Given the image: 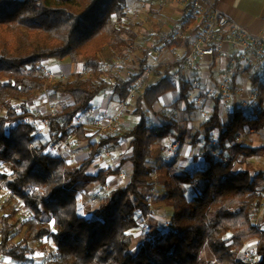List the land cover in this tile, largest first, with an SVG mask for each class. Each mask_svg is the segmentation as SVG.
Instances as JSON below:
<instances>
[{"label":"trees","instance_id":"obj_1","mask_svg":"<svg viewBox=\"0 0 264 264\" xmlns=\"http://www.w3.org/2000/svg\"><path fill=\"white\" fill-rule=\"evenodd\" d=\"M127 6L128 0H0V165L7 168L0 172V191L11 189L13 194L7 197L21 199L33 214L20 222L19 230L13 223L16 214H3L0 260L29 262L38 249L46 248L48 238L55 245L50 264H264V228L253 221L254 212L264 202V171L236 169L238 163L264 153V148L241 140L248 133L264 130L263 110L256 109L251 115L238 110L222 126L221 98H215L213 111L201 127L207 143L213 133H219L222 154H206L203 167L168 176L164 198L174 210L170 224L136 249L131 231L152 213L146 192L156 186L153 168L148 165L153 146L160 139L175 137L185 142V134H178L180 128L173 119L151 127L145 107L153 109L163 95L178 91L179 103L192 112V83H177L173 66H169L164 77L138 96L134 111L138 123L121 134L91 142L89 157L77 167L49 152L52 144L70 136V125L88 113L98 97L111 90L112 100L123 103L144 75L147 55L137 74L114 76L111 81L106 79L101 61L107 50L126 49L136 37L132 29L120 24ZM51 59H84L90 76L50 81L42 68ZM261 77L264 69L252 76L254 86ZM45 90L69 96L73 102L55 114L38 116L29 103ZM30 119L47 121L49 142L37 144L38 128ZM77 137L80 142L89 140L84 126ZM125 139H130L132 149L131 156L122 161L132 164L129 182L111 191L87 218L81 211V192L96 182L104 188L110 177L121 175L119 169L108 168L93 176L89 169L104 147L118 146ZM188 189L194 192L191 198ZM44 217L54 221L52 227ZM20 235L23 238L14 243ZM252 240H257L253 258L241 257ZM206 251L210 259L204 258Z\"/></svg>","mask_w":264,"mask_h":264},{"label":"rangeland","instance_id":"obj_2","mask_svg":"<svg viewBox=\"0 0 264 264\" xmlns=\"http://www.w3.org/2000/svg\"><path fill=\"white\" fill-rule=\"evenodd\" d=\"M161 1L162 0H128V6H127V15L126 17L120 22L121 25L125 26L126 28H130L135 33V38L132 39L131 44L128 48L123 50H107L101 57V61L104 67V70L106 72V79L111 81V77H124L128 78L131 75L137 74L140 70L141 63L145 59L146 55L149 54V51L152 49V44L154 39L157 37L158 46L164 49V54L161 58L160 65L163 67V69H167L169 66H176L181 67L183 60V56L185 55V50H176L174 46H172V42L175 40V36L177 34L183 33L189 35V31L186 30V23L188 21V18L190 16V5L185 0H172L178 2L179 8H170V6L166 7L162 10L161 8ZM150 5V11L147 10V8ZM172 9V10H171ZM185 10V13L183 14ZM169 22V30L167 32H163V26H166ZM188 24V23H187ZM144 31H148L149 35H143ZM151 34H153L151 36ZM186 35V36H187ZM147 37V40L145 39ZM148 57H150L148 55ZM150 59H148V62H150ZM240 61V60H239ZM239 61H237L238 66ZM46 62V61H45ZM43 63V67L46 68L49 71L54 72L55 77L52 80L53 82L58 81H67L70 79H74L76 77L82 76V77H89L90 73L85 67V61L84 59H81L78 62H72L70 59H65L64 61H60L58 68H51L46 63ZM147 62V63H148ZM152 65V64H151ZM149 65V66H151ZM148 67V66H147ZM191 67V66H190ZM192 71H196L197 69H200V63L198 65V68L191 67ZM249 69L255 71L262 72V69H255L254 67H249ZM253 72V73H254ZM174 79L178 83L181 80L180 75H178V71H175L174 73ZM164 75L163 72L160 73V76ZM227 78L229 82V87L231 84V77L230 76H223ZM222 77V78H223ZM159 78L156 77L154 81H157ZM153 81V82H154ZM146 85H142L141 89L138 91V96L141 94L142 91H144ZM203 87V85H201ZM258 96L255 101L256 104L252 107H247L245 110H249V114L251 115L254 110L263 109L264 110V90L258 91ZM232 95V93H231ZM111 96L110 100V110L107 111V113L103 115H94L89 114V117H83L79 116L74 121L77 122L81 120V122H85V131L86 135L89 137H95L98 134V130L95 127L96 123H104L110 120L113 116L118 115L119 120L117 123L113 126V128L108 131L105 135L109 136H115L117 134H121L129 129H131L135 124V121L131 118H126L127 115L131 112L128 107H122V103L116 100H112V92L111 90L105 92L102 94V97L105 100H108ZM101 97V98H102ZM202 97H206V99L211 98H221L223 102H230L232 100V97L230 96V99L228 101H224L221 97V94L212 90H207L206 95H198L197 100H200ZM138 98V97H136ZM136 98H131L135 99ZM71 102V98L69 96H63L54 93L50 90H45L40 92L36 95V97L29 103V108L35 112L38 116L42 115H50L55 114L59 112L61 109H63L65 106L69 105ZM232 102V101H231ZM258 106V107H257ZM134 108V107H133ZM132 109V107H131ZM147 109V108H146ZM148 110V109H147ZM2 114V112H0ZM165 117L167 116L168 119H173L178 123V126L180 128V133L178 134H185V142L182 143L181 147L174 151L169 152L167 149V146L164 147L162 158L158 161L155 159V157H152L148 160L150 162L149 164H154L156 161L161 162L160 169L153 168V178L155 182V188L153 190L147 191L146 194L149 198V201L152 206V213L151 215L146 218L145 220H141L140 226L131 231L132 232V246L134 249L137 248L140 244L144 242H148L153 239V237L157 233L165 232L168 228L171 220V216L173 214V206L172 203L165 200L164 196L166 194L165 189V183L167 182L168 176L172 175V172H180L179 167L176 166V169L172 171V163H174V160H177L180 152L184 150V148H187L188 150L195 151L196 154L199 156H203L206 154H211L216 157L220 156L222 154V149L218 145V138L217 132L213 133L212 139L210 143H207L204 139V129L201 127L206 120L209 119V113L207 110L205 111L204 115L201 116V118H188L189 115L186 114V109L183 107L177 106L169 109L168 111H165L163 113ZM170 115L171 118L168 116ZM167 118H148L149 125L153 128L159 127L160 124H166ZM127 126L125 127V125ZM157 120L158 123L155 121ZM32 123H34L37 126V144H45L50 141L51 139V132L49 130V126L47 125V121L45 120H34L30 119ZM201 131V132H200ZM71 132V131H70ZM72 133V132H71ZM70 133V134H71ZM93 135H92V134ZM198 134V137H196ZM104 135V136H105ZM214 136V137H213ZM98 137V136H97ZM103 136L96 138V140H100ZM90 141L86 142H80L78 140V137L76 139V146L69 153V156L67 158L68 165L71 167H77L78 165H81L82 162L85 160L87 156L90 155V148L89 144L92 142V139L89 138ZM172 139H170L171 141ZM241 140L245 141L247 145L253 146V144L258 141L259 143H262L264 145V132L262 130V134H251L248 133V135H244ZM123 141V140H122ZM120 145V144H119ZM114 146L109 145L104 147L101 151L99 156L95 159V162L93 163L96 165V170L100 172L99 169H106V168H114L115 165L119 164L118 168H120V171L123 173V176H112L108 179L107 185L104 188H101L99 183H93L87 190L81 192L80 194V205H81V211L83 215H85L87 218H91L92 214L95 210V208L98 207V205L101 203L102 199L108 196V194L113 191L114 189L126 186L129 182V172L128 167L126 164L121 165L122 160L127 159L129 155H131V145H130V139L128 141H124L122 143V146ZM49 152L53 154L51 151V147L49 149ZM70 157V159H69ZM123 158V159H122ZM69 159V161H68ZM153 159V161H152ZM154 159L156 161H154ZM197 159V158H196ZM254 159V158H253ZM254 163H238L236 165L237 170H250L252 172H258V171H264V153L260 155V158L253 161ZM106 165V166H105ZM199 165V164H198ZM196 165V169L200 166ZM93 166V165H92ZM123 166V169H122ZM126 166V167H125ZM129 166V164H128ZM152 168V167H151ZM170 168V169H169ZM131 169V167H130ZM190 171H192V168H186ZM90 170V169H89ZM188 171V172H190ZM0 172H7V168L5 165H0ZM162 172V173H161ZM185 172V171H183ZM187 172V171H186ZM160 174L165 179V182L160 179ZM164 183V184H163ZM264 187V183H261V188ZM188 197L191 198L194 195V192L192 189H188ZM8 195L0 196V219L3 216L4 213H15L16 219L13 223L17 224V230L20 229V222L26 219H29L33 216L31 211L25 206L24 202L19 199H10V197H7ZM2 206H4V209H2ZM44 220L48 223L50 227H52L53 222H50L48 217H44ZM253 221L264 228V202L262 205V208L259 210H256L253 214ZM19 223V225H18ZM23 238V235L17 236V238L14 240V243L19 242ZM46 242V248L44 250L38 249L35 254L31 256V260L26 263L21 264H50L52 260V255L55 252V245L52 242L51 239H45ZM256 245L257 241L252 240L249 242L242 254L241 257L243 258H253V255L256 252ZM31 246L33 248L37 247V243H32ZM131 248L132 252H135ZM37 255V256H35ZM205 259H210L211 255L208 251L204 253ZM1 264H17L13 262L10 258L2 257ZM0 260V261H1Z\"/></svg>","mask_w":264,"mask_h":264},{"label":"crops","instance_id":"obj_3","mask_svg":"<svg viewBox=\"0 0 264 264\" xmlns=\"http://www.w3.org/2000/svg\"><path fill=\"white\" fill-rule=\"evenodd\" d=\"M212 1L223 13L231 16L232 19H234L241 26L247 28L252 34L262 35L264 33V0H212ZM160 5H161L162 10L168 6H170V8H175V9L179 8L178 2L172 1V0H162ZM147 10L150 11V5L147 8ZM184 13H185V10H184L183 14ZM187 23H186V27H187L186 30L189 31V35L186 34L187 39L186 40L178 39V38H176V36H177L176 35L175 40L173 42L182 40L183 43L181 42V45H178V46L172 45V46L176 47L175 48L176 50H181V51L185 50V53L188 50L190 43L193 40H195L200 35V32H201V21H200V19L191 18L189 16ZM169 27L170 26H169V22H168V24L166 26H163V32L170 31ZM146 34L149 35V32L144 31L143 35H146ZM152 35L153 34H151V36ZM145 39L147 40V37H145ZM186 41L189 42V45H187L185 43ZM158 42L159 41L157 40V37H156L153 41L152 46H151L152 49L155 46H158ZM151 50L149 51L148 55L150 57H148V59L152 58ZM161 61H160V63H161ZM237 61H239V59L237 58L236 50L234 49V47L232 45L226 43L223 45L221 51L216 53L213 57L203 58L200 61V69H197L196 71H192L195 69H192L189 65H186V64H182V66L180 68L177 67V65L176 66L172 65L173 66L172 73H174L175 71H178V75H180L181 80H186V81L192 83V85H193V90L190 92L189 98H190V101L193 103L195 110H193L192 112L186 111V114L189 115L188 118H201V116L204 115L206 110L211 115L213 108H214L215 99L214 100L211 98L206 99V97L205 98L202 97L200 100H197V98H195V97H198V95H202V96L206 95L208 89L209 90L214 89L215 91H217V89H219V86H220V80L222 79L223 76H226V75L231 77L230 88H231V93H232V95H231V97H232L231 101L232 102L231 101L230 102L229 101L223 102L221 100L220 117H221L222 126H226L228 124V122L230 121V119L232 118L233 114L238 110H243L246 115H250L249 112H247L249 110H245V109H247V107H249V106L253 107L254 104H256L255 101H256L257 96L259 94L258 91L262 90V89L264 90V78L261 77L259 85L254 86L253 81H252V76L257 71L254 72L253 70L249 69V67L246 64H244V62L242 60L239 61L240 65L238 66ZM147 62H148V60H147ZM45 63L48 66H50L51 68L55 69V68L59 67L60 61L51 59V60H47ZM152 63H153V60L150 59V62H148L146 64L145 70H146L147 66L151 65ZM159 66L162 67L161 65H159ZM158 70H156L152 74L151 78L149 80H147V82L145 83L146 87L149 85H152V84H156L162 77H164V75H161V76L157 75ZM161 72L164 73L163 67L160 70V73ZM156 77H158L159 79L157 81H154V79H156ZM201 85H203V87H201ZM101 97H102V95L95 100L94 107L89 111L93 117H94V115H97V114H99V115H103L104 113L106 114L107 111L110 110L109 106H110L111 96L109 97L108 100H105L103 97L102 98ZM72 102H73V100L71 98L70 104ZM252 103H254V104H252ZM136 104H137V98H136V100L135 99H129L127 107L129 108V110H131V112L126 117V118L133 119V121H135V123H134L135 125L139 121V116L134 114ZM180 105H181V107L186 109L184 103H182V102L179 103V92L178 91L168 92L167 94L163 95L160 98V100L154 105L153 109H148L147 107H145L146 118L147 119L148 118H167V116L165 117V115L163 113L165 111H168L169 109H171L173 107H177ZM131 107H132V109H131ZM259 110H263V109H259ZM83 116L85 117V115H83ZM168 117L171 118L170 115ZM122 121L123 120H121V123H124L123 125H125V127H126L127 124H125V122H122ZM155 121L158 123L157 120H155ZM161 125L159 124L158 126H161ZM263 132H264V130H263ZM251 134H255V133L251 132ZM256 134H262V131L256 132ZM97 136H98V134L95 137H90V136L89 137L87 136V137H88V139L91 138L92 142H95L96 138H99ZM216 136L218 138V136H219L218 132H217V135H215V137ZM170 139H172V138H170ZM170 139H160L153 146V157H155V159H157L158 161L162 158V153H163L164 147H166L167 144H169ZM88 141H90V140H88ZM124 141H128V139L121 141L119 146H122V143H124ZM253 147L264 148V145L262 143H259L258 141H256L253 144ZM223 155H224V157L227 156V152H223ZM130 156L131 155H129L128 158ZM88 157L89 156H87L85 159H87ZM258 158H260V156L254 157V159L250 158L247 160V163H254L253 161L257 160ZM69 159H70V157H69ZM69 159H68V161H69ZM155 159H154V161H156ZM152 161H153V159H152ZM127 162L129 164V166H128V164L126 166L128 167V170H130V171H128L130 174V172H131L130 167H132L131 162H129V161H126L125 163L121 162V165L124 166V164H126ZM149 163L150 162H148V165L150 167L158 168V169H160V167H161L160 165L163 164L162 161L161 162L156 161L154 164H149ZM205 164H206L205 155L199 156L198 154H196V150L191 151V150H188L187 148H184V150L182 152H180L177 160H174V163H172L173 166L171 168L172 171H174L176 169V166H177V167H179L180 172H177V173L172 172L171 174L172 175H174V174L180 175V174L185 173L186 171L187 172L190 171V170L186 169L187 167L192 168L191 170H195L196 165L203 167ZM119 165H120V163L115 165V167L113 169H119L120 170V168H118ZM123 166H122V169H123ZM96 169H97L96 165L93 164V166H91V168L89 170V174H91L93 176H97L99 171H97ZM106 169H108V168H106ZM106 169L101 168L99 170L101 171V170H106ZM183 171H185V172H183ZM120 176H123L122 172H121ZM160 177H161L160 179H162L165 182V179L163 178V176H161V174H160ZM35 256H37V255H35ZM6 258H8V257H6ZM1 262H2V260L0 261V264H1Z\"/></svg>","mask_w":264,"mask_h":264},{"label":"built area","instance_id":"obj_4","mask_svg":"<svg viewBox=\"0 0 264 264\" xmlns=\"http://www.w3.org/2000/svg\"><path fill=\"white\" fill-rule=\"evenodd\" d=\"M189 3L190 17L198 18L201 21L200 35L193 40L182 62L191 67L198 68L200 61L205 57H213L221 51L224 44H230L236 50V55L239 60H242L248 67L255 69H264V33L262 35H254L247 28L237 23L231 16L223 13L212 0H185ZM176 38L186 40L187 36L183 33L177 34ZM164 54V49L155 46L151 50L153 63L145 70L144 75L136 82L134 88L127 101L122 103V107H127L128 101L131 98L138 97V91L149 80L152 74L158 69L161 58ZM47 78L52 81L55 77L54 72L42 68ZM227 78L220 80L218 93L224 101H228L231 96V88ZM89 117V112L85 114ZM119 120L118 115L113 116L107 122L102 124L96 123L95 127L98 130V137L104 136L110 131ZM76 121V120H75ZM70 125L71 134L67 139L59 140L52 144L51 151L53 156L66 162L69 153L73 151L77 142L78 130L81 126H86L81 120ZM182 145L179 137L173 138L167 149L169 152L178 150ZM34 146L32 149L34 150ZM13 191L8 188H3L0 191V196L12 195Z\"/></svg>","mask_w":264,"mask_h":264},{"label":"snow or ice","instance_id":"obj_5","mask_svg":"<svg viewBox=\"0 0 264 264\" xmlns=\"http://www.w3.org/2000/svg\"><path fill=\"white\" fill-rule=\"evenodd\" d=\"M106 166V165H105ZM53 223H54V221H53Z\"/></svg>","mask_w":264,"mask_h":264}]
</instances>
